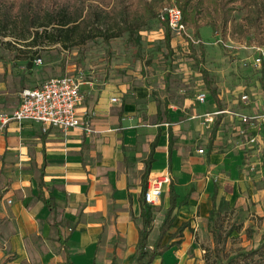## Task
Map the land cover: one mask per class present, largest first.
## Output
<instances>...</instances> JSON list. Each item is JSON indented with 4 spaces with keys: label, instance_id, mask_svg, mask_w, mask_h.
Returning <instances> with one entry per match:
<instances>
[{
    "label": "crops",
    "instance_id": "0c3cea01",
    "mask_svg": "<svg viewBox=\"0 0 264 264\" xmlns=\"http://www.w3.org/2000/svg\"><path fill=\"white\" fill-rule=\"evenodd\" d=\"M207 86L206 100L195 98L190 104L187 97L154 95L143 82H110L98 90L92 80H85L78 109L86 112L83 116L91 124V132L80 126L66 133L55 127L42 130L41 124L32 120L11 121L0 128V189L5 190L0 210L6 208L5 198L12 199L1 238L15 255L14 264H138L143 187L151 175L164 172H169L170 182L160 201L149 204L153 219L147 243L151 248L159 237L171 192L175 196L169 213L171 225L161 235V244L177 243L155 255L149 264L178 260L172 250L180 247L192 214L200 209L202 217L208 216V225L213 201L217 205L224 198L228 205L227 183L235 185L237 174L242 176L235 164L239 158L233 155L234 162H229L228 152L215 145L218 115L209 122L213 125L209 133L202 127L204 113L230 107L220 103L211 80ZM21 90H16L14 103L0 110L17 107ZM244 93L248 100L239 97L234 107L245 113L256 111L264 88L257 93L241 90L240 96ZM112 96L117 100L112 101ZM182 111L187 113L182 115ZM219 115L229 120L239 138L234 128L239 122L228 114ZM240 144L264 151V130L255 142ZM261 195L264 205V186ZM45 199L53 203L52 211ZM177 219L179 224L174 234L170 233ZM65 226L70 227L66 230ZM167 234L174 236L163 242Z\"/></svg>",
    "mask_w": 264,
    "mask_h": 264
},
{
    "label": "rangeland",
    "instance_id": "374dc122",
    "mask_svg": "<svg viewBox=\"0 0 264 264\" xmlns=\"http://www.w3.org/2000/svg\"><path fill=\"white\" fill-rule=\"evenodd\" d=\"M168 2L177 4L176 0H165L161 6ZM237 6L233 13L235 19L246 12L240 4ZM169 35L170 40L167 42L163 21L154 17L143 23L139 30L124 31L108 40L97 36L66 48L59 43L40 44L32 47L36 49L35 52L27 54L3 43L13 37H1L0 109L14 103L16 90L22 87L38 84L52 76L75 72H81L84 80H92L98 90L110 82L135 84L138 81L149 86L154 95L165 94L164 98L169 99L187 97V102L191 104L198 92L210 90L202 74V69H205L211 86L220 95V103L229 105V109H236L233 104L239 100L241 90L257 93L260 87L264 88V66L256 67L248 61L252 53L250 46L257 43L258 38L253 27L245 36L238 38H223L220 32H212L209 25H201L198 33L187 26L186 34L170 31ZM261 35V44H264V29ZM185 113L181 112L182 115ZM216 121L215 145L228 152L227 158L231 157L229 162H234L233 155L239 158L240 162L236 160L235 164L242 174L234 178L235 185L227 183L230 190L226 194L228 205L225 204L222 212L225 230L231 229V232L220 253H215L212 234L207 225L208 216L205 214L202 217L199 209L189 219V227L183 231L180 247L172 250L179 259L170 264H220L225 261V257L232 258L235 264L258 263L257 255L249 257L245 253L264 242V205L261 195L264 186V151L257 146L248 148L241 145L226 117L218 115ZM202 127L209 133L213 125L209 123ZM197 140L194 142L198 147L201 143ZM253 153L255 156L250 159ZM229 174L230 169L227 170ZM216 177L215 173V181ZM4 191L2 187L0 200ZM4 203L6 208L0 210V264H14L15 255L8 248L7 241L1 238L3 226L9 219L7 216H10L12 199L5 198ZM178 224L177 219L169 232L174 234ZM65 227L67 230L70 226ZM169 234L163 237V242L174 236L169 237Z\"/></svg>",
    "mask_w": 264,
    "mask_h": 264
},
{
    "label": "trees",
    "instance_id": "16d2710c",
    "mask_svg": "<svg viewBox=\"0 0 264 264\" xmlns=\"http://www.w3.org/2000/svg\"><path fill=\"white\" fill-rule=\"evenodd\" d=\"M165 0H0V42L1 37L10 36L13 39L4 40V44L25 52L36 51L32 47L40 44L59 43L63 47H71L97 36L108 40L121 35L124 31L139 30L147 20L158 18L157 9ZM182 12V20L195 33L201 25H209L212 32H220L223 38L243 37L251 27L257 32V43H262L261 31L264 29V0H176ZM237 4L246 12L239 18H234ZM161 8V7H160ZM159 19V18H158ZM165 25L166 41L170 40L168 24ZM44 42V43H43ZM33 49V50H31ZM205 82L210 85L205 69H202ZM215 129V128H214ZM214 135V130L212 131ZM154 142L152 144V150ZM152 156L146 160L144 178L150 168ZM43 182L40 180L39 186ZM145 189V186L143 187ZM144 191V190H143ZM175 196L171 192L165 221L159 232V237L148 248L147 238L151 228L153 212L144 201L141 209L142 226L139 229L137 241L138 264H149L153 257L164 251L171 244H161V235L171 225L169 213L173 209ZM52 211L53 203L44 200ZM227 202L224 198L216 205L213 201L210 209L208 226L212 233L213 249L220 253L231 229L225 230L223 210ZM58 237L61 238L57 229ZM258 256L257 264H264V242L248 250L245 256ZM220 264H235L232 258H224Z\"/></svg>",
    "mask_w": 264,
    "mask_h": 264
},
{
    "label": "built area",
    "instance_id": "2783aa9c",
    "mask_svg": "<svg viewBox=\"0 0 264 264\" xmlns=\"http://www.w3.org/2000/svg\"><path fill=\"white\" fill-rule=\"evenodd\" d=\"M158 18L166 22L172 32L186 34L187 26L182 20L181 9L176 3L168 2L161 6ZM250 47L252 53L248 56V61L256 67L264 66V44L255 43ZM84 81L81 72L63 73L34 86L24 87L21 90L19 105L10 111L0 112V128L11 121L32 120L40 123L42 130L55 127L66 133L71 128L80 126L89 132L91 124L83 116L86 112L81 113L78 109L82 101L80 90ZM206 96L205 91H200L196 94V99L204 102ZM240 97L247 101L249 96L244 93ZM111 100L117 99L112 96ZM219 114H228L239 122L234 128L240 143L255 142L257 135L264 130V98L254 112L245 113L236 109L220 108L204 113L202 121L208 124L214 120L215 115ZM198 151L201 152L202 149ZM169 182V172L151 175L143 191L144 201L148 204L158 203L164 186Z\"/></svg>",
    "mask_w": 264,
    "mask_h": 264
}]
</instances>
